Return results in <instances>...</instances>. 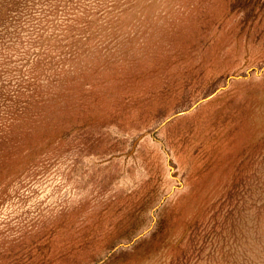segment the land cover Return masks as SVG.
Returning a JSON list of instances; mask_svg holds the SVG:
<instances>
[{"label":"rangeland","instance_id":"374dc122","mask_svg":"<svg viewBox=\"0 0 264 264\" xmlns=\"http://www.w3.org/2000/svg\"><path fill=\"white\" fill-rule=\"evenodd\" d=\"M0 264H264V0H0Z\"/></svg>","mask_w":264,"mask_h":264}]
</instances>
